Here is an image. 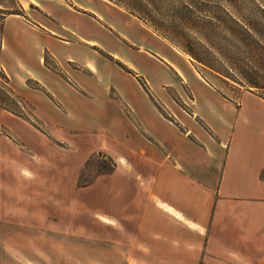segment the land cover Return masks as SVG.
Segmentation results:
<instances>
[{
    "label": "crops",
    "instance_id": "crops-1",
    "mask_svg": "<svg viewBox=\"0 0 264 264\" xmlns=\"http://www.w3.org/2000/svg\"><path fill=\"white\" fill-rule=\"evenodd\" d=\"M20 10L0 13V72L47 133L0 95V126L17 134V144L0 134V239L16 230L4 238L49 260L62 249L37 241L63 237L100 238L115 264H264V100L222 96L108 0H27ZM133 50L137 64L123 55ZM100 119L101 145H58L60 129ZM96 151L114 171L77 188ZM31 255L1 248L0 264H41Z\"/></svg>",
    "mask_w": 264,
    "mask_h": 264
},
{
    "label": "rangeland",
    "instance_id": "rangeland-1",
    "mask_svg": "<svg viewBox=\"0 0 264 264\" xmlns=\"http://www.w3.org/2000/svg\"><path fill=\"white\" fill-rule=\"evenodd\" d=\"M126 1L136 7L140 15L139 17L142 19L140 21L147 28L160 39L164 40L177 53L190 59V62L197 72L203 75L205 80L222 96H225L236 104L239 102L242 95L248 93L264 100V0ZM21 2L26 4L27 0H0V13L6 14L9 11H17L21 8ZM227 15H232L244 20L246 27H248L247 29H249L252 40L246 42V50H243L245 53L242 51L235 52L232 48V45H239L236 44V39L237 34L240 33L233 29L232 24L228 21ZM189 50L200 53L202 59L213 69L197 64L186 53V51ZM123 55L132 60L134 64H137L134 62L136 61L135 58L138 56L136 50H133V52H125ZM96 66L99 68L98 63ZM181 69L184 73L187 72L186 69ZM214 69L220 71L225 77L222 76L220 72L217 73ZM154 71L155 73L157 72V75L161 72L159 67ZM6 82L7 80L2 72H0L1 99L5 105L13 106L6 108H9L14 116L25 119L32 124L34 128L47 133L46 127L34 119L32 108L26 106L16 95L12 94L10 88L5 86ZM247 82L255 83L258 88H249ZM152 94L157 95L156 92H151V95ZM153 95L151 96V100L154 102V106L163 107L159 105ZM173 98H175L174 95ZM174 100L179 106L184 107L177 97ZM242 105L243 107H252L253 104H250L248 100L244 99ZM104 121L103 119L95 121L81 120L75 125L76 128H73V130L60 129L61 133L56 135L59 141V144H57L63 149H68L69 144H67L66 139L76 137L78 140H73L76 150L82 148L83 144H85V147H91L94 146V144H96V146L101 145L100 140L103 138V135L98 134L96 128H103V126H105L103 124ZM0 134L12 138L14 140L13 142L17 144L15 136H13L17 134L14 131L12 133L3 126H0ZM76 144L79 145V148ZM93 155V162L91 161L89 165L85 167V175H87V178L95 174L97 162H103L106 165L110 164L107 160L109 155L104 151L93 152L85 158L78 176L86 161ZM77 180L76 186L80 188L77 185ZM17 234L18 231L9 228L5 229L4 227L1 234L2 239H0V249L14 248L16 252L25 248L26 250L32 251V255L29 258L41 264H45V262L48 263L47 260L49 259L44 255L43 250H36L35 247L32 249L31 247L33 245L28 241L4 238L6 235L16 236ZM37 242L38 245H36V247L40 245V249L43 248L47 250L53 246L62 249L60 255L50 257V263H52V259H55L54 262L59 264L119 263L116 256L113 257L106 253V246L102 245L100 238L86 240L62 237L60 240L56 241L39 240ZM102 247L104 248L102 249ZM5 258L6 256L3 257V263H6ZM11 258L15 259V257ZM16 258H18L16 262L22 260V256L16 255ZM45 258L46 260H44ZM120 261L122 262V260ZM201 263H204L203 260Z\"/></svg>",
    "mask_w": 264,
    "mask_h": 264
},
{
    "label": "trees",
    "instance_id": "trees-1",
    "mask_svg": "<svg viewBox=\"0 0 264 264\" xmlns=\"http://www.w3.org/2000/svg\"><path fill=\"white\" fill-rule=\"evenodd\" d=\"M109 2H111L112 4L124 9L126 12H128L129 14H131L132 16L138 18L139 20H142L139 16V12L137 11L136 7H134L130 2L126 1V0H108ZM128 2V3H127ZM6 14H16V15H21V10L20 8L17 10V11H9L8 13ZM227 18H228V21L229 23L232 24L233 26V29L235 31H238L240 34H237V43L236 44H239V45H232V48L235 50V52L237 51H242L244 52L243 50H246V47H247V41L249 40H252V37L250 35V32H249V29H247L248 27H246V24H245V21L244 20H241L235 16H229L227 15ZM237 33V32H236ZM242 35V36H240ZM235 38V37H233ZM186 53L199 65L201 66H204V67H207V68H210V69H213L211 68L210 65H208L203 59H202V56L200 55V53L198 52H194L192 50H189V51H186ZM245 53V52H244ZM220 55V53H219ZM221 56V55H220ZM123 69H125L123 67ZM126 71H128L127 69H125ZM216 70V69H214ZM129 72V71H128ZM216 72H220L218 70H216ZM221 73V72H220ZM219 73V74H220ZM222 74V73H221ZM203 77V75H201ZM222 76L225 77V75L222 74ZM204 78V77H203ZM205 79V78H204ZM248 84V87L249 88H255L257 89V85L255 83H252V82H247ZM151 97V96H150ZM225 97V96H224ZM2 100V99H1ZM5 109H7L6 107H4ZM99 156V154H98ZM94 157V155L89 158V160L86 161V163L84 164V166L82 167L81 171H80V174L78 176V180H77V185L78 187L80 188H83V187H87L89 185L92 184L93 180L95 178H97L98 176H101V175H106V174H111L115 167H116V164L115 162L110 158V157H107V160L109 161V165H106L105 163L103 162H97L96 164V172L95 174L90 177V178H87V175H85V167L87 165H89V163L93 160L92 158Z\"/></svg>",
    "mask_w": 264,
    "mask_h": 264
}]
</instances>
